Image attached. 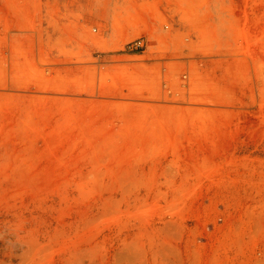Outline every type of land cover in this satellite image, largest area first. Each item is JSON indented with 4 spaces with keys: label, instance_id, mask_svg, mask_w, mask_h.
I'll use <instances>...</instances> for the list:
<instances>
[{
    "label": "rangeland",
    "instance_id": "1",
    "mask_svg": "<svg viewBox=\"0 0 264 264\" xmlns=\"http://www.w3.org/2000/svg\"><path fill=\"white\" fill-rule=\"evenodd\" d=\"M0 264H264V0H0Z\"/></svg>",
    "mask_w": 264,
    "mask_h": 264
},
{
    "label": "built area",
    "instance_id": "2",
    "mask_svg": "<svg viewBox=\"0 0 264 264\" xmlns=\"http://www.w3.org/2000/svg\"><path fill=\"white\" fill-rule=\"evenodd\" d=\"M133 45H134V47L139 48V49H143L144 48V44H143V42L140 39L135 41Z\"/></svg>",
    "mask_w": 264,
    "mask_h": 264
}]
</instances>
